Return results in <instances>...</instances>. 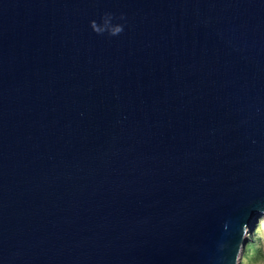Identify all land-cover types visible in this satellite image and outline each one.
Listing matches in <instances>:
<instances>
[{
  "label": "water",
  "instance_id": "water-1",
  "mask_svg": "<svg viewBox=\"0 0 264 264\" xmlns=\"http://www.w3.org/2000/svg\"><path fill=\"white\" fill-rule=\"evenodd\" d=\"M261 215L264 0H0V264H238Z\"/></svg>",
  "mask_w": 264,
  "mask_h": 264
},
{
  "label": "rangeland",
  "instance_id": "rangeland-1",
  "mask_svg": "<svg viewBox=\"0 0 264 264\" xmlns=\"http://www.w3.org/2000/svg\"><path fill=\"white\" fill-rule=\"evenodd\" d=\"M245 238V246L247 243H252L254 247L247 255H244L245 246L243 247L238 264H264V215L256 218Z\"/></svg>",
  "mask_w": 264,
  "mask_h": 264
},
{
  "label": "clouds",
  "instance_id": "clouds-1",
  "mask_svg": "<svg viewBox=\"0 0 264 264\" xmlns=\"http://www.w3.org/2000/svg\"><path fill=\"white\" fill-rule=\"evenodd\" d=\"M114 19L111 13H105L101 17V23H97L95 20L89 22V26L93 32L98 35H102L105 32L108 33L109 36H118L124 30V26L122 24H112V20ZM119 19L123 20L124 16L121 15ZM246 223H243L242 226H246Z\"/></svg>",
  "mask_w": 264,
  "mask_h": 264
},
{
  "label": "trees",
  "instance_id": "trees-1",
  "mask_svg": "<svg viewBox=\"0 0 264 264\" xmlns=\"http://www.w3.org/2000/svg\"><path fill=\"white\" fill-rule=\"evenodd\" d=\"M254 245L252 243H247L246 246L244 247V255H247L250 249H252Z\"/></svg>",
  "mask_w": 264,
  "mask_h": 264
}]
</instances>
